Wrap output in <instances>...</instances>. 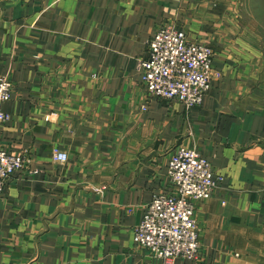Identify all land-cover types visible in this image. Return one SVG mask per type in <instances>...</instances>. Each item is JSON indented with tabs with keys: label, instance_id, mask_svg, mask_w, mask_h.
<instances>
[{
	"label": "crops",
	"instance_id": "0c3cea01",
	"mask_svg": "<svg viewBox=\"0 0 264 264\" xmlns=\"http://www.w3.org/2000/svg\"><path fill=\"white\" fill-rule=\"evenodd\" d=\"M240 1L0 0V146L27 161L0 193V264H163L134 237L180 146L223 180L195 204L199 258L174 264H264V44ZM162 26L214 51L199 106L143 83Z\"/></svg>",
	"mask_w": 264,
	"mask_h": 264
},
{
	"label": "built area",
	"instance_id": "2783aa9c",
	"mask_svg": "<svg viewBox=\"0 0 264 264\" xmlns=\"http://www.w3.org/2000/svg\"><path fill=\"white\" fill-rule=\"evenodd\" d=\"M148 47V58L141 62V69L143 83L152 97L176 101L186 108L201 105L211 87L213 49L190 41L184 31L172 26L157 29ZM12 91L11 79L0 76V123L10 118L2 107L11 98ZM52 157L62 163L68 160L67 153L59 149H54ZM26 162L24 155L8 153L0 146V193ZM168 174L174 192L153 197L134 239L164 264H173L178 258L197 260L200 243L195 204L209 199L217 182L223 179L214 178L208 159L195 149L183 146L172 154Z\"/></svg>",
	"mask_w": 264,
	"mask_h": 264
},
{
	"label": "rangeland",
	"instance_id": "374dc122",
	"mask_svg": "<svg viewBox=\"0 0 264 264\" xmlns=\"http://www.w3.org/2000/svg\"><path fill=\"white\" fill-rule=\"evenodd\" d=\"M237 10H238L236 16L237 18L235 21H238L240 24H244L245 26L251 27L252 30L247 32L248 35L251 34L254 35L255 37L257 36L259 40L262 39V43L264 44V0H241L237 4ZM199 243H200V238H199ZM150 253L153 257L159 259L153 252L150 251ZM191 261H195V260H191Z\"/></svg>",
	"mask_w": 264,
	"mask_h": 264
}]
</instances>
